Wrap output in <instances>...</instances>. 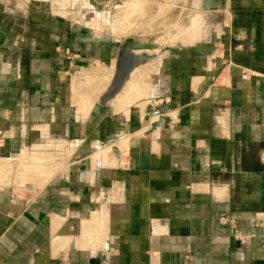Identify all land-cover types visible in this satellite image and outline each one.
<instances>
[{
  "label": "crops",
  "instance_id": "crops-1",
  "mask_svg": "<svg viewBox=\"0 0 264 264\" xmlns=\"http://www.w3.org/2000/svg\"><path fill=\"white\" fill-rule=\"evenodd\" d=\"M228 5L236 16L214 59L191 69L173 57L157 72L170 79L166 91L157 84L124 120L111 109V124L129 126L109 132L118 138L105 156L117 166L88 157L40 187L0 183V264H264V0ZM116 53L114 41L0 0V161L48 141L99 143L107 119L98 130L87 119L99 96L78 92L71 73L105 72L100 95ZM167 102L166 124L148 134L145 108ZM100 220L88 248L68 241Z\"/></svg>",
  "mask_w": 264,
  "mask_h": 264
},
{
  "label": "rangeland",
  "instance_id": "rangeland-1",
  "mask_svg": "<svg viewBox=\"0 0 264 264\" xmlns=\"http://www.w3.org/2000/svg\"><path fill=\"white\" fill-rule=\"evenodd\" d=\"M2 1L4 2V4L8 5L9 7L22 8V9H26L27 7H32L33 9H42L43 11L48 13V15L49 13H51L52 15H54V17L63 20V24L66 27L71 26L74 30L78 31L80 35H83L85 38H89V39L90 38L106 39V40L108 39L110 41H114V39L116 38H124L130 35H149V34L160 33L156 39V43H157L161 41L159 38H162L164 35L165 36L167 34L173 35L176 31L180 32L181 30L182 32L183 30H186L192 27L194 18H196L197 16L202 17V20H201L202 24H200L201 28L203 27L202 29H205L208 26L207 22L205 21L203 17V13L199 11L197 8H195V6H197V0H93L98 5L97 11L88 10L84 8L79 11L80 8L79 9L73 8L74 5L70 6L69 4H68L69 6L63 7L61 4L59 5L60 3L58 2L59 0L58 1L54 0V2L52 0H48V1L47 0L45 1L44 0L43 1L42 0H39V1L38 0H2ZM132 8H135V9H132ZM232 12H234V10L232 9H229V11H225V12L222 11L217 17V20L213 22V25L214 24L220 25V23L222 24L224 20V15L226 14L230 15L228 25L225 27L224 32L220 36L219 41H217V45L219 44V42H221V40L224 37H227L228 29L226 28L229 26L231 18H234L236 16L235 13L232 15ZM230 25L232 26V24ZM129 26H132L130 30L128 29ZM125 28H127L128 30L124 31ZM113 29H116L117 31ZM118 31H121L122 33L125 32V33L122 35V34H119L120 32ZM222 50L223 48L220 45L218 46L217 49H215V51H218L219 53ZM215 51L213 52L214 55H215ZM166 54L170 56L169 53L165 51L164 55ZM210 58L211 57H209L208 60ZM200 61L201 60L199 61L197 60L193 64L198 66L200 64ZM179 64L177 63V66H180L183 69H186V67L184 66L185 65L184 62H179ZM158 66L159 64L157 65V62L155 60L154 63L153 62L149 63L148 65L141 68L145 72L144 74L142 70L140 69V72H142L140 74L141 76L139 75L138 77H135L134 79L135 81L136 79L141 77L140 79H138L139 82L135 81L136 83H138L136 84L137 91L139 90L138 92L141 91V88L143 90V87L145 86L148 87L149 85H152V83L156 82V85H157L158 79L154 78V75L160 70L161 66L160 67ZM165 70L168 71L167 67H164V72H166ZM100 71L91 73V70H85V72H83L84 74L82 73L81 75L71 73V76H72L71 80L73 82L75 80L78 92H80L81 94H85V93L93 94L94 97L99 95V92L97 91H99L100 89L99 87H101L103 79L105 78L104 77L105 72L101 71L102 72L101 73ZM199 71L202 73V68H200ZM148 74H151L150 75L151 77ZM145 78L146 80H144ZM156 79L157 81H155ZM141 82H143V84L145 85H141ZM166 83L170 84L169 78L166 79ZM154 88H152V90H150L149 92L148 91L146 92H148V94L150 93V95L152 96L153 94L152 91L154 90ZM101 90H103V86ZM140 93L143 95V92H140ZM140 93L137 96H140ZM149 99H150V96L148 97L147 101ZM106 122H107V125H106L107 127L105 128L104 134L100 136L101 139L103 136H106L111 131L113 132L120 131V132L126 133L129 130L128 124H113V123L111 124L109 119H107ZM70 142L71 141L68 142L67 146H71V148L74 149V153H75L78 150V148H76V146L72 145L73 143L71 142L72 143L71 144ZM30 146L32 147V145ZM62 148L63 147L56 148L55 142L48 141L46 143H41L38 145L36 144L34 149L32 148L33 149L32 151L29 150V152H27L25 150V152L26 153H32V152L43 153V154H46L52 157L53 159H55V161L58 162L61 158H63ZM90 156H89V159H90ZM67 159H69L70 161L69 163L75 161V160H72L71 156L70 157L68 156ZM3 162H6V161H3ZM12 165L16 166L17 162H15ZM56 166L59 167L58 163H55L53 165V167H56ZM15 170H17L16 167H15ZM7 175H6L7 180L8 181L11 180L13 173L7 174ZM6 184L7 183H5L4 185ZM20 190H23V189H20ZM20 193H23V192L20 191ZM56 239L57 241H61V239L59 238H56ZM61 242L63 244V241Z\"/></svg>",
  "mask_w": 264,
  "mask_h": 264
},
{
  "label": "bare ground",
  "instance_id": "bare-ground-1",
  "mask_svg": "<svg viewBox=\"0 0 264 264\" xmlns=\"http://www.w3.org/2000/svg\"><path fill=\"white\" fill-rule=\"evenodd\" d=\"M52 1L54 2V0H52ZM58 2H60L59 5L61 4L63 7L69 6V5L70 6L74 5L73 8H78V9L80 8L79 11L82 10L83 8L84 9H88V10L97 11V8H93L88 3V0H59ZM137 5H135V6H137ZM198 6H199V0H197V6H195V8H198ZM132 9H135V8H132ZM223 11L225 12V11H229V10L226 9V10H223ZM229 17H230V15L226 14L224 16V20H223L222 24L220 23V25L219 24L218 25H215V24L213 25V22L209 23V24L207 23L208 26L206 25L207 27L205 29H202L203 27L201 28V26H200V24H202L201 23L202 22L201 21L202 17L197 16L196 18H194L192 27H190L189 29L183 30L182 32H181V30H180V32L179 31H176L175 33L173 32L174 33L173 35H171V34L170 35L167 34L166 36L164 35L162 38H159L161 41L157 42V44L161 45L162 47L166 46V47H170V48L177 49V50H187V49L192 48V47H198L199 44L207 43V42L211 41V39H212L213 43L215 45H217V41L215 40V38H220V36L223 34L225 27L228 25ZM211 26L213 27L212 29L209 28ZM131 27L132 26H129V28L128 27L127 28L130 30ZM127 28H125L124 31L128 30ZM116 29H113V30L117 31ZM118 32H120L119 34H122V35L125 33V32L122 33L121 31H118ZM164 54H165V52L159 54L158 57H157V60H156L157 65L159 64L158 67L161 66L160 68H162V69H164V67H166V66H164V61L163 60L168 57V54H166V55H164ZM214 57H215V55L213 53L209 60L214 59ZM153 63H154V61H153ZM138 72L139 73L143 72V74L145 73L143 70H142V72L135 71L132 74L131 78H130L131 79L130 82L127 83V86H126V89H125L124 93L122 95H120L118 98H116V100L112 103V107H111L112 113L116 114V115H119V119L120 120H124V119L127 118V115H128V113L130 111L129 108L134 103H136V101L140 98V96H142L140 99H142L143 97H145V99L148 98L149 96L151 97L150 93L148 94V92L150 90H152V88L157 86L156 82H155V81H157V79H158V81H157L158 83L157 84H160L163 87L164 91L167 90V86H168L167 85L168 83H166V79H167L166 76L167 75L165 74L166 76L163 78V77H160V73H156L154 75V78H157V79L155 81H153L155 83H152V85H149L148 87L147 86L143 87V90L141 88L140 92H143V95H142L140 92H138L139 90L137 91V87H136L137 86L136 84H138L136 82L137 81L139 82L138 79H140L141 77L136 79L135 80L136 82L134 81L135 77H138V76H136ZM154 73H155V71H154ZM138 75H140V74H138ZM145 75H147V74H145ZM148 75L150 76L151 74H148ZM143 77H144V75H143ZM145 77H147V76H145ZM144 80H146V78ZM140 81H142V80H140ZM141 85H145V84H143V82H141ZM153 85H154V87H153ZM146 91H148V92H146ZM139 93L141 95L137 96V95H139ZM95 97H97V96H95ZM92 98H94V97H92ZM89 101H92V100H89ZM146 101H147V99H146ZM145 102H143V104ZM147 102H150V101H147ZM86 103L88 104V102H86ZM77 105L79 106V103H77ZM91 105H93V104H91ZM155 119H156L155 117L152 118V122L155 121ZM145 133H146L145 130L140 132V134H145ZM154 135L157 138H159L158 134H154ZM55 143H56V148L63 147L62 148L63 149V158H61L62 160L60 159L57 162V161H55V159H53L52 157H50V156H48L46 154L38 153V152L26 153L25 150H22V152L19 154V156L16 157V159L13 158L17 162L16 166L12 165V162H13L12 159L7 160L6 162L0 161V183H2V184L7 183L6 185H9L13 181L17 185V187H20V188H28L29 186L40 187L47 179L52 177V175H54L57 171H59L60 169L65 168L68 164H70L69 163L70 162L69 161L70 158L67 159L68 156L69 157L71 156L72 160H76L77 158H79V155H81L83 152L86 151L84 149H82V150L78 149L74 153V149L71 148V146H67V143H63V142H55ZM97 144L98 143H96V142H92L91 146L92 145H97ZM127 145H128L127 139H120L115 144L117 149L122 153L121 155H123L125 153V151L127 150ZM109 150H111V147L107 146V147H104L103 150H101L99 152L97 151V152L91 154L90 157L92 159V165L95 168H97V167L110 168V167L117 166V164H116V162H114V160H112V159L109 160L108 157L105 156L106 153H108ZM55 163H58L59 167H57V166L53 167V165ZM13 167L14 168L16 167V169H17V170H14V172L11 171L13 169ZM30 169H32V170H30ZM11 172L14 173V175L12 176V179L8 181L6 179V175L11 173ZM103 213H105V212H103ZM100 219H103V218L101 217ZM100 222H101L100 225L97 222L87 223L83 227V231H82V235L81 236H79L78 238L68 239V241H72L74 243L76 241L78 243V247H81V248H84V249L88 248V245H90V241H91L90 238H92L96 234H99L100 230H103L104 221L100 220ZM57 243H58V241L56 239L55 240V244H57ZM59 248H63V244Z\"/></svg>",
  "mask_w": 264,
  "mask_h": 264
},
{
  "label": "water",
  "instance_id": "water-1",
  "mask_svg": "<svg viewBox=\"0 0 264 264\" xmlns=\"http://www.w3.org/2000/svg\"><path fill=\"white\" fill-rule=\"evenodd\" d=\"M229 0H199L198 10L203 13L205 21L209 24L215 22L217 17L223 10H229ZM88 3L93 8H98V5L93 0H88ZM231 13V12H230ZM160 33L149 35H130L124 38L114 39V44L117 49L116 57L113 61V74L110 82L105 87L104 91L99 95L96 103L93 105L87 119L89 123L98 130L99 126L107 119L111 112L112 103L123 92L125 86L130 81L132 74L149 63L155 61L159 54L168 52L170 56L164 59V66H168L173 57H177L186 61L188 59L195 61L201 60L202 63L213 54L216 45L213 40L199 44L198 47H192L187 50L171 49L170 47L161 46L156 43L157 36ZM220 38H215L219 41ZM175 108L172 103H164L159 106L148 105L145 108V121L156 118L150 123L149 133L153 134L163 127L170 114ZM117 134L110 133L103 137L97 145L87 146L86 150L75 161L88 158L91 154L99 151L101 148L114 144L117 141ZM112 152L119 155L114 145ZM74 161V162H75Z\"/></svg>",
  "mask_w": 264,
  "mask_h": 264
},
{
  "label": "built area",
  "instance_id": "built-area-1",
  "mask_svg": "<svg viewBox=\"0 0 264 264\" xmlns=\"http://www.w3.org/2000/svg\"><path fill=\"white\" fill-rule=\"evenodd\" d=\"M64 55L66 56V57H69V58H71L73 55H72V53H70L68 50H65L64 51ZM82 74V72H81V70L78 72V75H81Z\"/></svg>",
  "mask_w": 264,
  "mask_h": 264
},
{
  "label": "flooded vegetation",
  "instance_id": "flooded-vegetation-1",
  "mask_svg": "<svg viewBox=\"0 0 264 264\" xmlns=\"http://www.w3.org/2000/svg\"><path fill=\"white\" fill-rule=\"evenodd\" d=\"M185 63H186V62H185ZM189 65H190L189 67H190L191 69H192V67L194 66V64H193L192 62H191V63L189 62ZM184 66H185V65H184ZM185 67H186V66H185ZM186 69H187V68H186ZM107 135H108V134H107ZM107 135H106V136H107ZM103 137H105V136H103ZM103 137H102V139H103ZM102 139H101V140H102Z\"/></svg>",
  "mask_w": 264,
  "mask_h": 264
}]
</instances>
